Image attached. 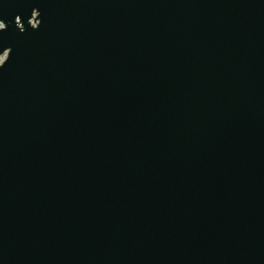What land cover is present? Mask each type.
<instances>
[{"label": "water", "instance_id": "obj_1", "mask_svg": "<svg viewBox=\"0 0 264 264\" xmlns=\"http://www.w3.org/2000/svg\"><path fill=\"white\" fill-rule=\"evenodd\" d=\"M5 27L0 264H264V0H0Z\"/></svg>", "mask_w": 264, "mask_h": 264}, {"label": "rangeland", "instance_id": "obj_2", "mask_svg": "<svg viewBox=\"0 0 264 264\" xmlns=\"http://www.w3.org/2000/svg\"><path fill=\"white\" fill-rule=\"evenodd\" d=\"M4 59H5V57L3 56V57H2V59L0 60V61H1V63L4 61Z\"/></svg>", "mask_w": 264, "mask_h": 264}, {"label": "snow or ice", "instance_id": "obj_3", "mask_svg": "<svg viewBox=\"0 0 264 264\" xmlns=\"http://www.w3.org/2000/svg\"><path fill=\"white\" fill-rule=\"evenodd\" d=\"M6 24V23H5ZM7 25V24H6ZM7 30V27H5L3 30H0V31H6Z\"/></svg>", "mask_w": 264, "mask_h": 264}, {"label": "built area", "instance_id": "obj_4", "mask_svg": "<svg viewBox=\"0 0 264 264\" xmlns=\"http://www.w3.org/2000/svg\"><path fill=\"white\" fill-rule=\"evenodd\" d=\"M2 59V57H0V60ZM0 65H1V61H0Z\"/></svg>", "mask_w": 264, "mask_h": 264}]
</instances>
